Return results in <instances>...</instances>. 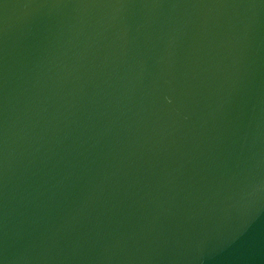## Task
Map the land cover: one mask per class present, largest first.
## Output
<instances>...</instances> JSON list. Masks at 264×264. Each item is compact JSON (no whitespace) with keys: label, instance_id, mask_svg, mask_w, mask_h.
Here are the masks:
<instances>
[{"label":"water","instance_id":"obj_1","mask_svg":"<svg viewBox=\"0 0 264 264\" xmlns=\"http://www.w3.org/2000/svg\"><path fill=\"white\" fill-rule=\"evenodd\" d=\"M0 264H264V0H0Z\"/></svg>","mask_w":264,"mask_h":264}]
</instances>
